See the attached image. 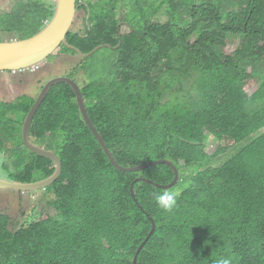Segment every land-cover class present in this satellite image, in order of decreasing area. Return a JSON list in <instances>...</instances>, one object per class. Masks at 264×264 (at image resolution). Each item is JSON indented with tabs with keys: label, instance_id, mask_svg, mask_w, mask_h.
<instances>
[{
	"label": "trees",
	"instance_id": "obj_1",
	"mask_svg": "<svg viewBox=\"0 0 264 264\" xmlns=\"http://www.w3.org/2000/svg\"><path fill=\"white\" fill-rule=\"evenodd\" d=\"M127 1L129 11L123 0H78L81 14L69 33L71 43L92 53L81 59V67L92 83L104 82L99 86L106 91L97 99L107 94L118 108V114L93 115L116 161L135 167L183 151L202 159L208 156L207 128L224 129L237 144L256 135L236 155L231 169L183 175L169 191L145 181L135 184L137 198L161 222L160 233L147 243L137 264H207L209 256L219 254L230 256L232 264H264V222L251 226L239 216L241 187H235L247 176L262 177L255 184L264 195V25L256 26V35L235 60L221 62L222 50L213 44L216 33H206L210 10L223 9L211 6H224L232 15L239 12L242 0ZM55 8L52 0H20L0 17V28L32 37L52 20ZM249 13L264 18V3H252ZM213 18L214 30L226 25ZM195 27L200 33L197 41L193 40ZM239 31L236 23L232 32ZM63 45L64 52L77 54ZM188 77L193 79L190 97L183 102L168 100L166 94L181 88ZM253 81L260 82L261 88L252 99L246 88ZM88 86L96 85H85L87 100L93 98L87 95ZM34 104L27 98L20 107L28 114ZM63 123L65 131L58 132ZM33 132L43 144H49V132L67 134L68 144L49 145L64 161L63 176L48 189L58 193L59 201L49 203L55 213L45 210L40 220L19 225L13 219V231L7 226L10 218L0 212V264H132L147 228L132 200V184L140 176L118 169L101 150L81 119L70 85L53 89ZM221 154L226 155L219 149L212 157ZM37 158L27 172L4 177L39 181L56 171L52 161ZM153 168L145 173L147 179L159 184L172 180L170 167ZM165 193L176 194L169 214L153 202V197ZM192 234L211 242L210 255L193 256L181 247V238Z\"/></svg>",
	"mask_w": 264,
	"mask_h": 264
},
{
	"label": "clouds",
	"instance_id": "obj_2",
	"mask_svg": "<svg viewBox=\"0 0 264 264\" xmlns=\"http://www.w3.org/2000/svg\"><path fill=\"white\" fill-rule=\"evenodd\" d=\"M262 1L264 3V0H242L240 2V5L237 7L239 9V12L236 14H230L231 11H225L226 9L217 5H212L211 7H214L216 9H223V10H215L211 9L210 14H211V19L209 20V31L206 33L208 36H212L214 32L216 33V40L213 43L215 46L219 47V49L222 50L223 55L220 57L221 62H226L227 59L235 60L238 53L242 50L243 45L246 43L247 40H250L254 35H256V26L257 25H264V18H260L255 16L254 14L249 13V9L252 3ZM123 3L126 5L128 11L131 9V5L127 0H123ZM17 4V3H16ZM15 7V6H14ZM13 7V8H14ZM235 8V9H237ZM13 10V9H11ZM11 10L6 11V12H0V17H3L4 14L9 13ZM233 10V9H230ZM216 14V16H215ZM230 16L229 19H226L227 16ZM80 16V12H79ZM78 16V17H79ZM77 17V19H78ZM213 17H217L220 19V23L224 26L219 25V27H215V30L213 29L212 25L214 24ZM232 21L237 23L239 25V33H233L232 32V27L235 25L232 23ZM77 22V20H76ZM49 22H47L48 24ZM218 24V22H215ZM46 24V25H47ZM127 26L129 23L126 21ZM76 25V23H75ZM75 27V26H74ZM45 28V27H44ZM43 28V29H44ZM227 28V29H223ZM41 29L40 31H42ZM74 29V28H73ZM194 30V37L193 40L197 41L198 36L197 34H200L196 27L193 29ZM0 31L2 33H9L7 37L4 39H0V42H10V41H20V40H26L31 37H26L23 38L20 36V34L17 31H5L2 28H0ZM39 31V32H40ZM37 34V33H36ZM34 36V35H33ZM32 36V37H33ZM69 36V35H68ZM233 39H239L240 43L235 47V50L231 54H226L225 53V46L227 44H230ZM69 41V38H68ZM70 42V41H69ZM71 43V42H70ZM73 44V43H71ZM74 46L78 47L77 45L73 44ZM70 50L76 51L77 54H73L72 52H64V45L60 47V49L48 60L36 64L34 66H31L30 68H24V69H19V70H0V76L2 77H18V76H23L26 74H36L39 72V70L42 68V65L45 64L46 62L57 59L58 57H63L67 56L68 58L71 59L73 57V67L72 71L73 74H77L78 80L75 78V76H64L68 78H72L74 81L77 82L78 87L80 88L83 98H84V107L86 110V116H82L80 107L77 104V99H76V105L79 109L81 119L84 121L85 125L87 126V130L89 131L90 134L94 137V140L97 142L101 150L104 151L105 154L108 155L107 150L110 152L111 156H113L110 147H109V142L106 139V135L104 134L103 131L98 126V123L94 119V116H97L100 113L104 112H112L113 114H118V108L114 102L108 97V95H103L100 96L99 99L96 98H90L87 100L84 95V89L86 85V79L91 81L90 79L87 78L86 72L81 67V59H87L84 57H81L78 53L77 50L71 49ZM78 50L82 54H87L82 52L79 47ZM89 54V53H88ZM91 54V53H90ZM62 58V59H63ZM59 77V76H58ZM55 77V78H58ZM52 78V79H55ZM52 79H49L40 89V92L37 94V96H31L33 92L29 94V86L31 83H23V91L18 94V96L14 95V91H11L10 89L7 88V82L3 78L0 79V178L6 181H10L4 176L9 175H17L22 172H27L26 167H32L33 162L40 160L37 157L41 158L42 156L37 155L29 146H27L26 142L23 141V131H24V126L25 122L27 119L28 114L24 113V108L20 107V105L27 99H34L35 103L44 90L45 86L47 85L48 82H50ZM82 79V83L80 84ZM192 78H186L185 80H189ZM199 80V79H198ZM97 84L99 86V83L103 84L104 82H101L96 79ZM184 81V83L186 82ZM37 83H41V80L37 81ZM85 83V84H84ZM81 86H80V85ZM259 85V88L257 91H255L253 94L249 93L250 88H252L255 85ZM37 85V84H36ZM62 85V84H61ZM84 85V87H83ZM184 85V84H183ZM41 85H37L35 91L40 87ZM58 86V85H57ZM56 87V86H55ZM53 87V89L55 88ZM261 88V83L253 81L250 85L247 86L246 88V93L248 96H250L252 99L257 95L258 91ZM52 89V91H53ZM50 92V94L52 93ZM74 91V90H73ZM75 92V91H74ZM49 94V96H50ZM76 94V93H75ZM174 94H180V92L176 91H169L166 96L167 99ZM196 96H199L198 91L195 92ZM48 96V98H49ZM185 97H190L189 91L186 92ZM185 97H171L168 100L171 102H183L185 101ZM47 98V99H48ZM46 99V100H47ZM46 102V101H45ZM44 102V103H45ZM110 102V104H107ZM43 103V105H44ZM107 104V105H105ZM35 105V104H34ZM42 105V106H43ZM105 105V106H104ZM92 111L89 113V109L92 107H95ZM34 107V106H33ZM42 108V107H41ZM40 108V109H41ZM40 111V110H39ZM31 112V111H29ZM39 113V112H38ZM37 113V115H38ZM37 115L34 119L33 125L31 126L30 130V142L36 147H41V148H46L52 151H55L54 149H50L49 145H51L53 142H61L60 140L64 139L66 140V144H68L67 140V134L62 133L60 135H56L55 133L49 132L48 133V139H49V144H43L40 141V137L35 135L33 132L34 129V124L37 118ZM65 123L62 124L61 129L58 132L65 131L64 130ZM103 141L105 143V146L100 143V141ZM242 144V143H241ZM240 144L235 143L234 139L228 134H226L224 129H216V130H210L206 129L205 132V141H204V147H205V153L208 156H203L202 159H196L195 157L189 156V152L183 151L182 153H178L174 156H169V157H161L160 161H151L147 163H143L141 165L135 166V167H125L121 164H119L115 157L113 156L115 162L117 163L118 166H122L124 168L129 169L128 171H124L120 169L110 158L108 155L109 159L117 166L118 169L122 170L123 172L126 173H133L140 177H138L132 184V196L134 199L133 202L137 204V207L141 209V215L144 217L147 228L145 234L144 241L142 243H145L142 251L144 250L145 246L147 245L148 242H152L155 240L158 236V234L161 231V222L159 221L158 217L144 204L141 203L140 199L137 198V191L135 189V184L145 181L148 183H152L154 186L165 190H174V187L177 183L181 182V177L183 175H189V174H195L197 175L200 172H204L205 170H224V169H231L232 165L234 164V161L236 159L237 153L231 160H228L227 162L223 163V154L217 156V158H213L212 156L219 150L222 149L224 152L227 154L231 148L237 147ZM242 151V150H241ZM56 152V151H55ZM57 153V152H56ZM58 154V153H57ZM58 156L61 158L63 162V171H62V176L64 173V161L62 157L58 154ZM45 158V157H42ZM47 159V158H46ZM50 160V159H48ZM52 161V160H50ZM53 162V161H52ZM54 163V162H53ZM23 165V166H20ZM55 168L56 164L54 163ZM158 165H165V170L167 167H170L173 171V177L172 180L169 183L166 184H159L153 181L152 178L147 179L145 173L151 170H154L153 167L158 166ZM56 171L49 176L48 178L52 177ZM61 176V177H62ZM256 176V174H254ZM60 177V178H61ZM46 178V179H48ZM59 178V180H60ZM46 179H42L39 181H30V182H22V181H10V182H21V183H38L41 181H44ZM58 180V181H59ZM58 181H56L54 184H56ZM263 181L262 177H245L242 181L240 180L235 184V187L239 189L241 187V191H239V196L241 197V205L238 208V213L239 216L247 222V225L251 226H258L259 224H263L264 222V195H260L256 188V182ZM53 184V185H54ZM51 185V186H53ZM50 186L37 190V191H16V190H11L13 192H16L17 194L20 195V214H26L24 217L30 218L31 212H35L38 209L43 211H50L52 213H55V210H53L50 207L51 202L54 201H59V195L58 193H55V191H48ZM4 190H0L2 192ZM33 193H38V195H31ZM26 194H29L31 199H34L36 203L34 202H29L28 206L24 204L26 202ZM43 196V198H41ZM153 202L155 203L157 209L162 212V213H172V209L175 206L176 203V194L175 193H165L162 195H159L157 198L153 197ZM0 212L4 215H6L8 218H10V222L8 223V228L10 231H13L16 229V221L13 219H17V217H11L9 216L5 211H2L0 209ZM7 221H5V224ZM4 224V231H6L7 226ZM140 244V246L142 245ZM181 247L183 249L192 254L193 256L197 255H210L212 252L211 250V242L206 244L202 241V239L197 236L196 234L192 235H186L183 236L180 240ZM139 246V247H140ZM138 247V249H139ZM137 249V251H138ZM137 251L135 253V256L137 254ZM141 251V252H142ZM140 252V253H141ZM139 253V255H140ZM137 256V262L138 263V257ZM135 256L133 258L132 264L134 262ZM230 256L226 254H219L217 256H209V260L207 264H232L233 261L229 259Z\"/></svg>",
	"mask_w": 264,
	"mask_h": 264
},
{
	"label": "water",
	"instance_id": "obj_3",
	"mask_svg": "<svg viewBox=\"0 0 264 264\" xmlns=\"http://www.w3.org/2000/svg\"><path fill=\"white\" fill-rule=\"evenodd\" d=\"M55 3L56 8L54 17L42 31L26 40L0 42V70H19L40 64L52 57L63 44L71 47V49L77 50L81 57L87 58L92 54H82L78 50V47L68 41V35L70 31L73 30L77 17L79 16L78 0H55ZM97 50L98 49H95L93 53ZM61 84H68L73 88L76 93L77 104L80 107L81 114L87 118L83 94L77 82L72 78L58 77L52 79L45 86L30 114L27 116L23 131V141L26 142L27 146L37 155L52 160L56 164V173L52 177L38 183L10 182L0 178V190L11 189L33 192L53 185L62 176L63 162L58 154L46 148L36 147L30 142V130L37 113L48 98L53 87ZM100 143L105 146L103 141H100ZM107 153L111 160L117 165L108 150ZM118 167L124 171L129 170L122 166ZM144 245L145 243H142L139 247L133 264H136L137 256L142 251Z\"/></svg>",
	"mask_w": 264,
	"mask_h": 264
},
{
	"label": "rangeland",
	"instance_id": "obj_4",
	"mask_svg": "<svg viewBox=\"0 0 264 264\" xmlns=\"http://www.w3.org/2000/svg\"><path fill=\"white\" fill-rule=\"evenodd\" d=\"M20 1V0H0V12H6L9 11L11 9H13V7L16 5V3ZM55 2V0H52ZM81 14V13H80ZM80 26L78 28H81V24L83 23V20L81 19L80 21ZM9 33H2L0 31V39H4L5 37L8 36ZM195 40V39H194ZM240 43L239 39H233L232 42L230 44H227L225 46V53L226 54H231L234 50L235 47ZM63 57H58L57 59H53L50 60L48 62H46L45 64L42 65V68L39 70L38 73L36 74H26L23 76H18V77H2L0 76V79L3 78L5 81L7 82V88L10 89L11 91H14V95L18 96V94L20 92L23 91V83H31V85L29 86L28 90H30V92H33V94H31V96H37V94L40 92V89L42 88V86L49 80L55 77H64L66 76L71 70V66L68 65L67 63L64 62V60L62 59ZM68 60H71L70 58L66 57ZM41 80V86L35 91L34 88H32V85H36L37 81ZM193 79H189L187 80L184 85L179 88L176 92H180V94H174L171 95L169 98L173 97H185L186 92L190 91L192 92L193 88H192V84L193 82L190 81ZM86 85H96L95 87L92 86H88L87 87V95L90 97H94L97 99V96L100 93H103L106 91V89L101 88L100 86H98L95 83H92L91 81L86 79ZM84 87V85H83ZM259 88V85H255L252 88H250L249 93L253 94L255 91H257ZM256 135L251 137V139H248L246 141H244L242 144H240L237 147L231 148L229 150V152L224 156L223 158V163L227 162L228 160H231L238 152H240L244 147L250 145L254 139H255ZM61 142L66 143V140L63 139L60 140ZM31 195H38V193H33ZM0 197L1 199L4 201V207H5V212L11 216V217H17V221L20 222L19 225L22 224H27L30 221L33 220H40L42 219L41 216V210L38 209L35 212H31V216H30V220L26 217H23L22 214H20V207H19V203H20V195L17 194L16 192L10 191V190H4L2 192H0ZM43 198V196L41 197ZM29 202H35L34 199H31L29 194H26V202H24V204L26 206H28Z\"/></svg>",
	"mask_w": 264,
	"mask_h": 264
},
{
	"label": "flooded vegetation",
	"instance_id": "obj_5",
	"mask_svg": "<svg viewBox=\"0 0 264 264\" xmlns=\"http://www.w3.org/2000/svg\"><path fill=\"white\" fill-rule=\"evenodd\" d=\"M68 38H69V36H68ZM66 57H67V56H64V58H63L64 62L67 63L68 65H70V66L73 67V57H71V60H68ZM67 75H68V76H75V78L78 80V76H77V74H73V71H72V70H71ZM81 83H82V79H81L80 84H81ZM80 84H79V85H80ZM37 85H41V83H37ZM37 85H32V88H34V90H35ZM80 86H81V85H80ZM30 93H31V92H30V90H29V94H30ZM0 209H2V211H5L4 201L1 199V197H0Z\"/></svg>",
	"mask_w": 264,
	"mask_h": 264
}]
</instances>
